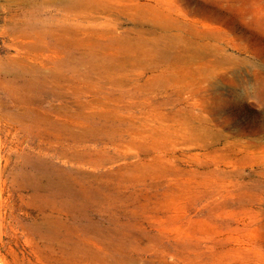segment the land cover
Wrapping results in <instances>:
<instances>
[{
  "label": "rangeland",
  "instance_id": "rangeland-1",
  "mask_svg": "<svg viewBox=\"0 0 264 264\" xmlns=\"http://www.w3.org/2000/svg\"><path fill=\"white\" fill-rule=\"evenodd\" d=\"M114 6L120 14L95 17L104 30L112 27L119 34L107 51L124 68L108 81L99 77L102 69L88 64L79 72L60 67V80L50 76L44 85L33 83L41 105L30 104L28 115L38 119L29 122L20 114L25 108L1 84L11 79L25 86L26 63L45 62L47 71L56 72L55 58H49L64 57L66 48L56 35L39 39L27 31L30 25L41 27L42 20L26 18L29 7L21 0H0V264H68L77 235H88L85 246L98 242L87 221L76 222L66 210L44 203L62 184L51 187L48 174L55 168V176L68 180L73 173L111 196L103 211L85 215L97 217L101 227L130 226L142 234L145 250L137 252L142 264H264V0H118ZM50 16L42 19H54ZM157 21L165 30H156L161 44L145 54L132 49L125 36L152 37ZM141 23L142 33L136 25ZM189 52L193 59L185 58ZM135 60L146 67L135 66ZM184 66H194V74ZM31 101L36 100L26 102ZM109 111L116 120L88 117ZM97 122L110 125L111 134L103 132L107 126L92 129ZM75 142L86 154L81 163L60 154L61 146ZM112 216L129 226L114 225ZM60 221H67L60 228L62 233L68 228L70 237L54 234Z\"/></svg>",
  "mask_w": 264,
  "mask_h": 264
},
{
  "label": "bare ground",
  "instance_id": "bare-ground-1",
  "mask_svg": "<svg viewBox=\"0 0 264 264\" xmlns=\"http://www.w3.org/2000/svg\"><path fill=\"white\" fill-rule=\"evenodd\" d=\"M118 0H21L22 3L25 4L27 8L25 11L26 13L24 14V16L28 19L31 18H37L36 20H42V26L39 27L38 25H30L27 29V31L29 33H33L35 34L38 38L47 35H56L59 37V39H57V43L62 44L66 49H64V54H66L64 57L60 56L61 53H57V56L54 57L52 56L51 58H49L50 60L55 58V62H53L54 65H56L55 68L56 72L51 71V70H46V66L47 63L45 62H37L38 60H36L37 64H24L23 67L26 68L29 71V79H27V82L25 84V86H19L17 87L14 83V81H12L11 79L7 80V81H3V85L5 90H6V94L10 95L12 97L13 100H15V102L17 103H21V106H23L25 109L24 111H21L20 114L22 116L23 119L27 120V121H35L36 119H32L30 118V116L28 115V111L31 108L32 105H30L31 103H33V105L37 104L40 102V100H37V98L35 97L36 93H37V89L38 87H35L33 90V83L36 82L37 86H41L44 85L45 83V79H47L48 77L52 76L54 78L57 79H61L62 77V73L60 71H58V69L64 65L66 66H71L73 71H78L79 72V67L82 65H90L93 69L96 68H100L102 70H100L99 72V77L100 78H105L108 81H112L113 79H115L114 75H113V71L114 70H118V69H122L124 68V64L119 63L117 64L115 62V59H117V57L111 53V51H107L108 48H112L113 47V43L115 41H117L118 39H120V37L118 36L119 34L115 35L113 33V31L110 29L104 30L103 29V25H102V21L98 19V16L95 17L97 14H120V9L116 6H114V3H116ZM150 2H148L149 5ZM158 3V1H157ZM21 4V3H20ZM17 5V4H16ZM157 5V4H156ZM161 5V4H160ZM18 6V5H17ZM21 6V5H20ZM21 8V7H20ZM19 8V9H20ZM139 8H141L139 6ZM155 8V7H152ZM151 8V9H152ZM14 9V8H13ZM150 9V10H151ZM23 10V9H22ZM156 10V9H155ZM21 11V10H20ZM53 11H55L56 13L53 14ZM16 12V11H15ZM17 12H19V10H17ZM16 12V13H17ZM52 13V16H50L49 18L52 19V17L54 19L50 20V21H46V19H42V17L44 15H46L47 13ZM147 12V10H146ZM154 12V11H153ZM157 12V11H155ZM163 12V11H162ZM24 13V12H23ZM61 15V16H60ZM149 17V15L147 16ZM80 18H83V20H81ZM152 18V17H151ZM147 19V18H146ZM56 20V21H53ZM151 20V19H150ZM140 21V20H139ZM161 21V20H160ZM164 21V19H163ZM33 22H35V20H33ZM86 22V23H85ZM31 23V22H30ZM146 23V22H145ZM145 23H141V24H136V25H140L141 27V33L144 31V26ZM152 23V22H151ZM154 23V22H153ZM158 23V21H157ZM105 24V23H103ZM106 24H110L109 22ZM115 24H117L115 22ZM149 24V23H147ZM13 25V24H12ZM26 25V24H25ZM114 25V23H113ZM23 26V25H22ZM158 26V27H157ZM153 25V27L151 28V33L154 34L152 37H147L144 35H138V37L136 39H131L130 37H126L125 36V40L129 42V46L136 50L139 53H147L148 51L151 52L152 50H155V48H157V46L160 43V36L159 31L157 32L156 30H158L159 28L164 30L162 23L161 24H157ZM22 28V27H21ZM116 28V27H115ZM170 28V27H169ZM10 29V27H9ZM20 29V28H19ZM11 30V29H10ZM137 30V29H136ZM161 30V31H162ZM25 30V34L27 32ZM40 31V32H39ZM134 31V30H133ZM160 31V32H161ZM165 31V30H164ZM167 31V30H166ZM27 32V33H28ZM35 32V33H34ZM131 32V31H130ZM147 32V31H146ZM170 32V31H169ZM136 33V32H135ZM148 33V32H147ZM171 33V32H170ZM174 34V33H173ZM27 35V34H26ZM84 35V36H83ZM122 35V34H121ZM130 35V34H129ZM15 36V35H14ZM23 36V35H21ZM47 37V36H46ZM104 37H107L108 42L104 41ZM165 37V36H164ZM173 37V36H172ZM171 37V38H172ZM39 38V39H40ZM168 38V37H167ZM42 40V39H41ZM48 41V39L46 40ZM162 41V40H161ZM176 42V40H174ZM179 41V40H178ZM26 42V41H24ZM30 43V42H29ZM167 43H168V39H167ZM24 44V43H23ZM49 44V43H48ZM191 45V44H190ZM122 46V45H121ZM189 46V45H188ZM38 47V46H37ZM159 48V47H158ZM168 48V47H167ZM24 50V49H23ZM46 50V49H45ZM184 50V49H183ZM26 51V50H24ZM57 51V50H56ZM28 52V51H27ZM46 52V51H45ZM60 52V51H59ZM177 52V51H176ZM186 52V51H185ZM188 52V51H187ZM63 53V52H62ZM178 53V52H177ZM176 53V54H177ZM182 53V51H181ZM180 53V54H181ZM193 53V52H192ZM195 53V52H194ZM193 53V54H194ZM179 54V55H180ZM187 54V53H185ZM36 55V54H35ZM62 55V54H61ZM118 55V53H117ZM183 55V54H181ZM180 55V56H181ZM21 56V55H20ZM177 56V55H176ZM186 59L187 56H191L192 55L189 54L185 55ZM39 57V56H38ZM142 58H145L143 56H139ZM190 57V58H191ZM197 57V54H196ZM27 58V57H26ZM34 58V57H33ZM133 58V57H132ZM173 59V58H172ZM182 59V58H181ZM193 59V57H192ZM195 59V58H194ZM34 60V59H33ZM20 61V60H19ZM136 61V60H135ZM133 62L135 66L139 65V66H144L146 67L145 63L143 60H139V62ZM177 61V60H176ZM184 61V60H183ZM188 61V60H187ZM22 62V61H21ZM35 62V63H36ZM160 62V61H157ZM190 63V62H189ZM188 63V64H189ZM152 64V63H151ZM157 64V63H156ZM161 64V63H160ZM172 64V63H171ZM179 64V63H177ZM183 64H185V62H183ZM187 64V63H186ZM187 64V65H188ZM191 64V63H190ZM211 64V63H210ZM214 64V63H213ZM219 64V63H218ZM149 65V64H148ZM158 65V64H157ZM193 65V64H192ZM40 66V67H39ZM134 66V67H135ZM160 66V65H159ZM183 66V65H181ZM195 66V67H194ZM194 68H197L198 66L194 64ZM206 66V65H205ZM211 66V65H210ZM219 66V65H218ZM84 67V66H83ZM89 67V66H88ZM103 67V68H101ZM122 67V68H121ZM150 67V65H149ZM164 67V66H163ZM175 67V66H174ZM180 67V66H179ZM191 67V68H192ZM202 68V66H199ZM43 68V69H42ZM157 68V67H156ZM161 68V67H160ZM166 68V67H165ZM171 68H173L171 66ZM184 68H190V66H184ZM190 68V69H191ZM204 68V66H203ZM208 68V67H207ZM212 68V67H211ZM218 68V67H217ZM25 69V70H26ZM143 69V68H142ZM145 69V68H144ZM143 69V70H144ZM189 69V71H190ZM205 69V68H204ZM215 68L213 67V70ZM159 74L161 72L160 75H163V71L162 69L159 70ZM166 70V69H165ZM174 70V69H173ZM172 70V71H173ZM192 70V69H191ZM201 70V69H200ZM216 70V69H215ZM178 71V70H175ZM174 71V72H175ZM183 71H185L183 69ZM197 71V70H196ZM199 71V70H198ZM211 71V69H210ZM168 72H171L170 70ZM193 73V70L190 71L189 73ZM195 72V71H194ZM207 72V71H206ZM209 72V71H208ZM213 72V71H211ZM217 72V71H216ZM215 72V73H216ZM11 73V72H10ZM38 73V74H35ZM166 73V71H165ZM180 73V70L177 72ZM185 73V72H184ZM214 73V74H215ZM18 74V73H17ZM81 74V73H79ZM94 74V73H93ZM181 74V73H180ZM188 74V73H186ZM194 74V73H193ZM196 74V73H195ZM200 74V73H199ZM207 74V73H206ZM209 74V73H208ZM11 75V74H10ZM15 75V74H14ZM169 75V74H168ZM179 75V74H178ZM185 75V74H184ZM182 75V76H184ZM205 75V74H204ZM202 76V75H201ZM207 76V75H206ZM214 76V75H213ZM180 77L181 79H183L181 76H177ZM187 77V75H186ZM212 77V76H210ZM175 78V77H174ZM174 78H172V81L174 80ZM204 78V77H203ZM88 79V78H87ZM5 80V79H4ZM176 80V79H175ZM169 81V80H168ZM167 81V82H168ZM179 81V80H178ZM2 83V82H0ZM21 83V82H20ZM187 83V82H186ZM215 83V82H214ZM182 86L183 83H181ZM188 84V83H187ZM212 84V83H211ZM190 85V84H189ZM215 85V84H214ZM2 87V86H1ZM189 87V86H188ZM216 87V86H215ZM33 90V91H32ZM32 93V94H31ZM43 93V92H42ZM35 94V95H34ZM48 94V93H47ZM30 95V96H28ZM46 96V95H44ZM30 100H36V101H31V102H26V101H30ZM22 101L28 105L25 107V105H23ZM44 102V101H43ZM200 102V101H199ZM13 103V102H12ZM11 103V104H12ZM194 103H197V101H194ZM40 104V103H39ZM197 104H201L202 103H197ZM15 105V104H14ZM41 105V104H40ZM8 107V106H7ZM41 107V106H40ZM215 107V106H214ZM9 108V107H8ZM33 108V107H32ZM224 108V107H223ZM50 109V108H49ZM203 109V108H202ZM218 108H216L217 110ZM205 111V109H204ZM203 111V113H204ZM213 111V109H212ZM218 111V110H217ZM224 111V109H223ZM14 112H12L13 114ZM111 111H109L108 113L105 114H100L98 115V113H92L90 114L88 117L90 119H95L96 118H100L105 120V121H114L116 120V118L114 119V116L111 115ZM198 114V111H197ZM205 114V113H204ZM83 118L82 121H87L86 117L84 115H80ZM199 115V114H198ZM219 115V114H218ZM33 116V115H32ZM207 116V115H206ZM209 116V115H208ZM212 116V115H211ZM17 117V116H15ZM214 117V116H213ZM220 117V116H219ZM211 118V117H210ZM18 119V118H17ZM201 119H202V115H201ZM220 119V118H219ZM45 120V119H44ZM213 120V119H211ZM215 120V119H214ZM17 121V120H16ZM81 121V122H82ZM80 121H78L77 123H79ZM92 122V121H91ZM202 122V121H201ZM200 122V123H201ZM211 122V121H210ZM209 122V123H210ZM222 122V121H221ZM74 123V122H72ZM85 123V122H82ZM106 123V122H105ZM105 123H101V122H97L96 124H91V128L94 130H103V127L107 126L109 128H107L106 130H104L103 132L109 133V135L111 134V132L113 131L112 127H110V125H107ZM183 123V122H181ZM214 123V121H213ZM225 122H223L224 124ZM44 124V123H43ZM42 124V125H43ZM207 124V123H206ZM211 124V123H210ZM215 124H217L215 122ZM46 125V124H44ZM69 125V123H68ZM76 125V124H75ZM73 125V126H75ZM85 125V124H83ZM82 125V126H83ZM113 125V124H112ZM182 125V124H181ZM187 125H189V123H187ZM194 125V124H192ZM204 125V124H203ZM209 125V124H208ZM219 125V124H218ZM217 125V126H218ZM227 125V124H226ZM86 126V125H85ZM89 126V125H88ZM214 126V125H213ZM40 127V126H39ZM66 127V126H65ZM64 129H68L65 128ZM76 127V126H75ZM186 127V126H185ZM199 127V126H198ZM211 127V126H210ZM29 128V127H27ZM31 128V127H30ZM35 128V127H34ZM46 128V126H45ZM48 128V127H47ZM184 128V127H183ZM197 128V127H196ZM195 128V129H196ZM200 128V127H199ZM209 128V127H208ZM41 129V127L39 128ZM49 129V128H48ZM75 129V128H73ZM189 129V127H188ZM191 129V128H190ZM201 129V128H200ZM31 130V129H30ZM86 130V128L84 129ZM203 130V129H202ZM201 130V131H202ZM215 130V129H214ZM40 131V130H39ZM60 131V130H58ZM69 133V130H67ZM75 131V130H74ZM72 131V132H74ZM208 131V130H207ZM205 130V132H207ZM213 131V130H212ZM61 132V131H60ZM71 132V133H72ZM80 132V131H79ZM37 133V132H36ZM46 133V132H45ZM77 134V132H75ZM93 133V132H90ZM122 133V131H121ZM209 133V131H208ZM48 134V133H47ZM67 134V133H66ZM70 134V133H69ZM68 134V135H69ZM75 134V135H76ZM89 134V133H87ZM38 135V134H37ZM50 135V134H48ZM74 135V134H73ZM78 136V135H77ZM81 136V134H80ZM86 137V135H84ZM88 136V135H87ZM40 137V135H39ZM67 137V136H66ZM65 137V138H66ZM73 137V136H72ZM83 137V136H82ZM115 137V136H114ZM46 138V136H45ZM71 138V137H69ZM75 138V137H74ZM37 139V138H36ZM83 139V138H82ZM43 140V139H42ZM68 140V139H67ZM84 140V139H83ZM52 143V140H50ZM62 141V140H61ZM64 141V140H63ZM80 141V140H79ZM66 142V141H65ZM81 142V141H80ZM97 142V141H96ZM56 143L53 142V144ZM63 143V142H62ZM78 142L75 143H71V144H67L65 146H61L63 147L62 151L60 152V154L67 158V159H72L74 161H77L79 163H81L83 160L86 159V154L84 153L83 150L78 149ZM44 144V143H43ZM42 144V145H43ZM64 144V143H63ZM66 144V143H65ZM41 145V144H40ZM45 145V144H44ZM83 148V147H82ZM98 148V147H97ZM42 149V148H41ZM46 149V148H45ZM88 152V151H87ZM86 152V153H87ZM59 153V151H58ZM83 153L85 155H83ZM44 154V153H43ZM91 155V154H90ZM95 155V154H94ZM97 155V154H96ZM88 156V155H87ZM63 158V159H65ZM66 159V160H67ZM65 160V161H66ZM41 163V162H40ZM42 164V163H41ZM56 167V166H55ZM60 169V168H59ZM58 169V171H59ZM66 169V168H65ZM81 169V168H80ZM56 170V168H55ZM51 171V173L48 174V180L50 181L51 187L57 185L58 183H62L61 185L57 186V188L53 191V189L51 191L52 194L50 195V197L46 200H44V203H48L51 204L53 208L56 207V205L59 208H62L64 210L67 211V216L70 218L74 217L73 220L76 222H84L87 221L86 226L87 228H89L87 231L89 232H93L95 234V236H97L98 242L96 240H92L91 242L94 244V246H85L84 244L87 241V237L88 235L85 234H79L78 236V240L74 241L75 245L72 249H68L67 254L68 256L71 258L69 261L66 260V262L68 264H142L141 260H143V258L141 257V255L139 256L137 254L141 253L143 254L145 248H142V234L139 233V235H136L133 232V228L130 229V226L128 224L130 223H125L120 221L121 219H119L117 216H112L110 218V221L114 224V225H122V224H126L129 227H127L125 230H116V229H111V227L106 226V227H101V225H98L93 219L97 218L94 216L91 217H86V212L88 213L89 210H98V211H103V209H105V204H112V198L111 196H106L104 193H102L100 190H94L93 187H91V183L90 184H86L83 180V178H78V176H74L72 175L73 173H68L67 174V178H62L59 176H55V174H57L56 172ZM63 170V168H62ZM68 171V170H67ZM78 171V170H77ZM44 172V171H43ZM76 172V171H75ZM47 173V172H45ZM61 173V172H60ZM66 173V172H65ZM82 173V172H81ZM123 173V172H122ZM29 174V173H28ZM62 174V173H61ZM85 174V173H84ZM89 174V173H88ZM79 175V174H78ZM120 175V174H119ZM35 178L37 176V174L33 175ZM40 175H38V179ZM86 176V175H85ZM100 176V175H99ZM105 176V175H104ZM42 177V176H41ZM44 177V176H43ZM46 177V176H45ZM44 177V178H45ZM84 177V175H83ZM89 178V177H88ZM99 178V177H98ZM103 178V176H102ZM99 179H97L98 181ZM121 180V179H120ZM129 180V179H128ZM90 181V180H89ZM93 181V179H92ZM111 181V180H110ZM127 181V180H126ZM41 181L39 182H35V189H38L37 187H39L38 184H40L41 186ZM102 182V181H101ZM105 182V181H103ZM102 182V183H103ZM109 182V181H108ZM107 183V182H106ZM49 184V183H48ZM47 184V185H48ZM49 184V186H50ZM102 185V184H101ZM99 184V187L101 186ZM95 186V185H94ZM98 186V185H97ZM96 187V186H95ZM102 187V186H101ZM104 187V186H103ZM110 188L112 189V187L110 186ZM127 188V187H126ZM105 189V188H104ZM49 190V189H48ZM106 192V191H104ZM108 193V192H107ZM40 194V193H39ZM110 194V193H108ZM122 194V193H121ZM42 195V194H41ZM112 195V194H111ZM117 196V195H116ZM119 196V195H118ZM117 196V197H118ZM123 197H125L124 195H122ZM120 198V199H123ZM46 198V197H45ZM115 198V196H114ZM38 199V198H36ZM44 199V198H43ZM42 200V199H41ZM117 200V198H116ZM126 200V199H125ZM123 201V200H122ZM43 202V201H42ZM117 203V202H116ZM115 203V204H116ZM108 208V207H107ZM109 209V208H108ZM113 209V207H112ZM116 210V209H115ZM118 210V209H117ZM117 212V211H116ZM91 213V212H90ZM93 213V212H92ZM90 215V214H89ZM96 220V219H95ZM68 221V220H67ZM67 221H60V224L54 228V234L57 235H63L66 237H70L72 235V233H69V230L67 228L66 232L62 233L61 231V226L65 227V223H67ZM70 221V220H69ZM70 223V222H69ZM83 224V223H82ZM103 224V223H102ZM75 225V224H74ZM72 225V226H74ZM81 225V224H80ZM71 226V227H72ZM77 226V225H76ZM79 226V225H78ZM82 226V225H81ZM85 226V225H84ZM113 226V225H112ZM124 226V225H123ZM78 228V227H77ZM83 228V226H82ZM116 230V231H115ZM71 231V230H70ZM76 236V235H75ZM92 236V235H91ZM73 238V237H71ZM66 251L64 250V253ZM87 256L90 258L89 260H87ZM166 264V263H165Z\"/></svg>",
  "mask_w": 264,
  "mask_h": 264
},
{
  "label": "crops",
  "instance_id": "crops-1",
  "mask_svg": "<svg viewBox=\"0 0 264 264\" xmlns=\"http://www.w3.org/2000/svg\"><path fill=\"white\" fill-rule=\"evenodd\" d=\"M1 192H2V176H1V173H0V194H1ZM3 234H4V223H3V219H2V216H1V213H0V240L3 237Z\"/></svg>",
  "mask_w": 264,
  "mask_h": 264
}]
</instances>
